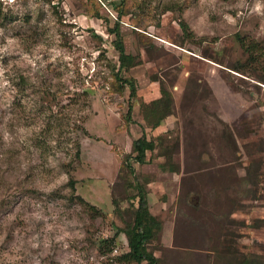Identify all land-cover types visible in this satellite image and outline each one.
<instances>
[{
	"label": "rangeland",
	"instance_id": "1",
	"mask_svg": "<svg viewBox=\"0 0 264 264\" xmlns=\"http://www.w3.org/2000/svg\"><path fill=\"white\" fill-rule=\"evenodd\" d=\"M136 184L157 264H264V0H0V264H137Z\"/></svg>",
	"mask_w": 264,
	"mask_h": 264
},
{
	"label": "trees",
	"instance_id": "2",
	"mask_svg": "<svg viewBox=\"0 0 264 264\" xmlns=\"http://www.w3.org/2000/svg\"><path fill=\"white\" fill-rule=\"evenodd\" d=\"M113 32L117 38L115 42L116 50L118 51V60L119 66L122 69H128L134 60V56L126 53L123 45V41L121 35L118 31V27L116 26L113 29ZM116 76L118 77L117 73ZM124 82L129 84L130 88V96H133L135 93V86L131 82V80L124 79ZM86 93V91H84ZM161 95L156 100L152 101L153 104H159L163 101L164 98V91L163 89L160 90ZM130 109V107H129ZM159 120V119H158ZM158 120L156 122H158ZM78 144V143H77ZM154 147V143L148 140L143 133L141 136L135 138L131 142V152L126 156V167L128 168L129 172L132 173L133 170L130 168L129 160L132 159L137 161L138 163L145 162V152L150 150ZM76 154H79V145L76 147ZM69 186L73 189L74 182L72 179L69 180ZM136 193L134 194V198L137 199L136 205L133 210V218L132 223L125 224L124 227L119 229L118 232H121L125 238V248L127 251L121 253L119 255L120 258H126L130 261H135L137 264H141L145 262V264H157L158 259L153 255L152 252L147 250L146 242L151 237L153 233V228L159 227L160 223L154 217V215L150 212L147 198L145 197L143 188L139 185H135ZM114 204L116 201L114 200ZM115 242V237L105 238L98 241L99 250L102 253L101 255H105V247L109 244H113ZM117 244V243H116ZM116 248V247H114ZM228 264H250V260L248 259H240L239 257H235L234 261L229 262Z\"/></svg>",
	"mask_w": 264,
	"mask_h": 264
},
{
	"label": "built area",
	"instance_id": "3",
	"mask_svg": "<svg viewBox=\"0 0 264 264\" xmlns=\"http://www.w3.org/2000/svg\"><path fill=\"white\" fill-rule=\"evenodd\" d=\"M116 250H117V249L114 248V249H113V252L116 253ZM102 256H104V255H102ZM102 259H103V258H101L100 260H102ZM97 264H101V262L99 261V263H97Z\"/></svg>",
	"mask_w": 264,
	"mask_h": 264
}]
</instances>
